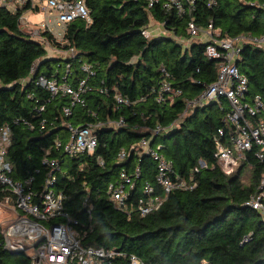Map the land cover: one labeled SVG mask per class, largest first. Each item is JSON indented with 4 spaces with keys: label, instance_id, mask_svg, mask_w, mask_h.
I'll list each match as a JSON object with an SVG mask.
<instances>
[{
    "label": "trees",
    "instance_id": "obj_1",
    "mask_svg": "<svg viewBox=\"0 0 264 264\" xmlns=\"http://www.w3.org/2000/svg\"><path fill=\"white\" fill-rule=\"evenodd\" d=\"M85 3L91 20L68 23L65 43L41 32L49 47L60 51L73 48L74 57L49 55V47L22 26L19 17L31 8L30 0L15 11L0 6V126L9 125L12 130L7 151L12 176L26 178L42 166L40 159L51 148V154L61 160L56 187L76 220L71 225L80 244L121 253L105 264H130L131 255L145 264H201L202 260L210 264H264V215L246 204L259 192L264 160L249 153L231 174L222 171L214 156V138L228 143L230 127L223 120L229 111L225 98L183 113L185 100L214 81L221 60L206 57L205 42L193 40L185 46L188 18L164 12L158 5L148 8L144 0ZM263 4L264 0H216L209 6L206 0H197L194 20L206 26L212 19L229 36H260L264 34ZM31 11L39 8L34 6ZM153 20L166 22L170 33L145 38L141 30ZM85 63L92 67L93 75L83 72ZM235 63L246 76L250 93L264 100V45L244 43ZM67 64L66 82L75 86L85 78L88 90L82 95L84 104L71 106L72 113L66 116L63 107L70 104V97H52L30 78L35 73L65 81L62 76ZM162 69L170 73L168 79L178 93L159 103L154 89L163 79ZM28 93L35 94L38 101L28 98ZM116 93L126 96L130 104L116 105ZM41 104L45 109L38 113L33 107ZM42 118L47 122L40 128ZM119 119L122 125L96 128L97 146L91 154L68 156L53 148L56 139L70 137L69 127ZM173 122L174 128L152 133L156 126L165 128ZM220 128L225 135L219 136ZM142 138L151 139L153 145L162 143L161 152L181 177L187 179L199 160L207 167L193 173V189L171 192L159 209L145 216H128L113 207L106 188L122 168L131 171L137 165L141 168L138 184L154 180L155 162L135 147ZM121 150L126 156L118 160ZM0 264H31L27 252L4 247L1 232Z\"/></svg>",
    "mask_w": 264,
    "mask_h": 264
},
{
    "label": "built area",
    "instance_id": "obj_2",
    "mask_svg": "<svg viewBox=\"0 0 264 264\" xmlns=\"http://www.w3.org/2000/svg\"><path fill=\"white\" fill-rule=\"evenodd\" d=\"M27 0H15L13 6L7 0H0V6H5L11 11L21 7ZM31 8L37 6L44 12V19L37 26H27V32L31 37L41 40L49 47L47 41L41 36V32L47 31L52 37L65 43L64 34L68 23L75 19H82L86 22L91 20L90 10L85 0H30ZM148 8L156 5L164 12L173 13L177 16L188 18L185 26L188 39L183 41L186 46L198 37L206 38L205 55L209 60L219 59L221 62L213 82L206 85L194 98L185 100L183 113H189L193 109L202 108L210 102H220L225 98L229 107L223 118L226 126L230 129L227 132V141L224 143L220 137H215L214 156L217 158L222 171L229 175L241 162L248 159L252 153L255 159L264 160V100L259 94L250 93L246 76L242 74L236 65L242 45L246 42L264 45V34L260 36L226 35L223 30L215 26L210 19L206 26L195 23L194 12L197 0H144ZM209 6L216 4V0H206ZM250 5H259L250 2ZM264 6V4H263ZM19 17L21 24H29L27 12ZM166 22L149 21L141 30L145 38L159 35H168L170 30L166 29ZM51 48V47H49ZM60 53L58 49L51 48ZM60 56L74 57L73 48L63 51ZM87 75H93L94 70L89 64H83L82 68ZM34 71V70H33ZM69 65L62 78L57 76H46L44 74H32L30 80L41 90L49 93L52 97L56 95H68L70 104L63 107L64 115H71L72 108L76 104H84L83 93L88 90L86 79L81 78L75 86L66 82ZM163 79L154 89L156 100L159 103L171 100L174 90L171 84L170 73L162 69ZM27 97L38 101L35 94L28 93ZM116 105L130 104L126 96L119 93L114 94ZM36 112L42 113L45 104L33 107ZM46 118L40 120V128L44 127ZM123 120L98 121L92 124L70 128L71 135L62 141L56 139L53 148L64 152L68 156L78 154H91L97 146V127L122 125ZM24 124L32 127L30 123ZM52 124V122H51ZM175 122L167 127L156 126L153 134L174 128ZM219 136L226 134L223 128L218 130ZM12 130L9 125L0 126V212H10L13 217L8 221L0 222V232L3 237L4 247L8 250H26L31 247V264H105V262L120 251L106 249L103 247H84L71 222L76 223L66 210L63 204L61 191L56 187V172L60 170L61 160L57 155L51 154V148L45 151L40 159L41 167H36L31 174L20 180L12 176L13 165L7 159V151L11 144ZM225 137V136H224ZM162 143L152 144L151 139L142 138L135 144L140 154L152 157L155 162V178L153 181H144L138 184L141 177L140 166H135L131 171L122 168L118 175L111 180L106 188L109 201L113 207L128 216L137 213L145 216L150 212L159 209L165 202L168 195L173 191L191 190L195 186L193 173L200 168L207 167L202 160L198 166L189 170L188 178L181 177L173 169V164L166 159L161 152ZM126 151L118 152V160H123ZM259 192L252 195L246 202L254 209L264 215V175L259 182ZM2 214H0V217ZM13 235L25 236L34 240V244L27 247L22 239H13ZM130 264H145L136 255L129 257ZM201 264H210L202 260Z\"/></svg>",
    "mask_w": 264,
    "mask_h": 264
},
{
    "label": "rangeland",
    "instance_id": "obj_3",
    "mask_svg": "<svg viewBox=\"0 0 264 264\" xmlns=\"http://www.w3.org/2000/svg\"><path fill=\"white\" fill-rule=\"evenodd\" d=\"M27 19H28L27 21L29 22V24H22V26H24V27L31 26V25L37 26L38 23L44 19V12L42 9H39V11H37V12H32V11L27 12ZM197 39H199L202 42H206V38H204V37H198ZM58 52H60V53H57L59 55H62L64 53L63 51H58ZM55 53H56V51L52 50L51 48H48V54L49 55H53ZM37 65H38V63L36 62L34 64L32 70H35ZM245 172H246V170H243L242 174ZM0 214H2V216L0 217L1 223L8 221L10 219V217H13V214L10 215V212L4 211V210H2L0 212ZM12 238L13 239H22L23 244L27 247H30L34 244V240L30 239L29 237L13 235ZM26 251L29 255L32 254L31 247L29 249H27Z\"/></svg>",
    "mask_w": 264,
    "mask_h": 264
},
{
    "label": "crops",
    "instance_id": "obj_4",
    "mask_svg": "<svg viewBox=\"0 0 264 264\" xmlns=\"http://www.w3.org/2000/svg\"><path fill=\"white\" fill-rule=\"evenodd\" d=\"M8 3H10V6H13L15 3V0H7Z\"/></svg>",
    "mask_w": 264,
    "mask_h": 264
}]
</instances>
